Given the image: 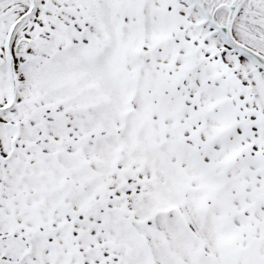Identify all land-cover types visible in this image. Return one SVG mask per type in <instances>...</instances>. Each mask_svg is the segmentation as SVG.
<instances>
[{
    "label": "snow or ice",
    "instance_id": "1",
    "mask_svg": "<svg viewBox=\"0 0 264 264\" xmlns=\"http://www.w3.org/2000/svg\"><path fill=\"white\" fill-rule=\"evenodd\" d=\"M0 264H264V0H0Z\"/></svg>",
    "mask_w": 264,
    "mask_h": 264
}]
</instances>
